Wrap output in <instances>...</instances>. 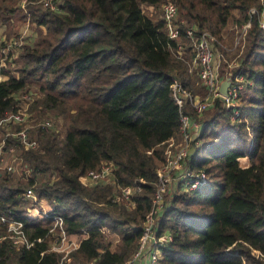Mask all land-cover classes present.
I'll list each match as a JSON object with an SVG mask.
<instances>
[{
  "label": "trees",
  "instance_id": "trees-1",
  "mask_svg": "<svg viewBox=\"0 0 264 264\" xmlns=\"http://www.w3.org/2000/svg\"><path fill=\"white\" fill-rule=\"evenodd\" d=\"M1 1L6 23L15 11L4 2L20 0ZM29 1V23L43 28L45 36L35 46L18 48L17 67L0 68L6 76L0 81V120L17 110L13 95L31 81H43V96L31 110L63 113L67 98L80 95L85 101L69 116L62 139L51 129H31L35 147L22 151L32 168L27 182L12 184L0 176V216L21 223L30 244L15 243L7 231L10 222L2 221L0 264H124L152 207L156 166L167 158L179 130L172 78L194 89L184 61L170 50L184 44V30L195 25L221 47L232 10L244 14L245 22L254 0H173L180 21L176 39L167 37L163 19L154 20L141 8H158L163 0H59L57 10ZM246 32V48L230 80L243 86L239 104L233 108L217 99L204 112L189 160L206 181L174 194L158 218V232L171 233L161 248V264H264V30L256 15ZM13 142L8 138L5 148ZM104 162L116 165L115 195L109 185L87 186L81 180L100 172ZM54 171L56 181L34 188L37 176ZM126 186L135 189L130 209L111 201ZM28 190L52 207L45 219L20 207ZM52 215L62 218L68 235L86 233L63 260L50 249ZM102 229L117 234V250L103 241Z\"/></svg>",
  "mask_w": 264,
  "mask_h": 264
},
{
  "label": "rangeland",
  "instance_id": "rangeland-1",
  "mask_svg": "<svg viewBox=\"0 0 264 264\" xmlns=\"http://www.w3.org/2000/svg\"><path fill=\"white\" fill-rule=\"evenodd\" d=\"M55 1H57V3L60 2L59 0H55ZM166 1L167 0H163L162 4H160L158 8H152V9L146 8L145 6L141 5L142 11L145 14L150 15V17H152V19L154 20L162 19V6ZM1 2L2 1L0 0V4H2ZM29 2H30L29 0H25V1L20 0L16 2V4L14 5L8 4L7 1L4 2V4L12 8L15 12L10 16L9 21H7L6 23H4L0 18V68L5 67L6 69L9 68L11 70L14 67H17L18 64L20 63L19 60L20 50L18 48H20L22 45L25 44L35 46L45 36V30L43 28H39L29 23V16L26 15V11H27L26 5ZM36 2L40 4L42 3L41 0H37ZM260 3L261 0H254L252 7L258 10ZM181 18L185 21L184 17L181 16ZM243 18H244V14H242L239 10H232L231 17L227 20L226 25L223 27L221 31V37H222L221 47L213 46L212 65L218 77V80H220V84L225 80H229V81L231 80L232 69H234L237 66L238 62L240 61L241 55L246 48L247 32L242 31L241 28V25H243L246 22V21L243 22L244 21ZM179 46L180 45L178 44L177 47L179 48ZM170 51L175 59L184 61L187 70L186 72L192 81L191 86L192 88H194L191 89V91L194 90V92L198 94V96H200L202 91L199 88V84H198L199 80L196 73L195 65L191 61V56L189 52L187 50H184V52L181 53V50L177 48L172 49ZM8 61L13 62L15 65L9 64ZM1 78L2 77L0 76V79ZM42 82L43 81H31L30 85H27L26 88L22 89L21 91V92L29 91L35 96V99L31 100V104L29 105L28 104L26 105L25 103L23 104L22 108L23 109L27 108V113L24 116V119H22L24 122L15 124L14 122H12V119H8L7 117H5L4 121L0 120V176L7 178L8 182L12 184H17L18 182H22V183L27 182V180H29V178L32 177V168L27 166L26 162L22 160V151L28 148L35 147V141H34L35 139L33 140L29 135L31 129L38 127H44V129H51L55 131V133L57 134V138L62 139L70 123L69 116L71 114H74L77 110V106L85 101V99L82 98V96L80 95H77L76 97L67 98L65 102L66 104L64 106L65 111L63 113L57 111L40 112L38 110L36 111L31 110V105L34 104L37 100H39L43 96V93L39 89L40 85H43L41 84ZM21 92L19 93L17 92L18 95ZM53 94L56 95L57 92H53ZM18 95L15 97L16 99H19L17 98ZM17 104H18L17 106H21L22 103L17 102ZM203 117H204V112L201 114V116H196V120L198 122L200 131L203 126ZM21 131H23L24 133L23 138L17 137L18 136L17 133ZM8 138L13 139L15 142L11 143V145L8 148H5L6 141L8 140ZM16 141H19L20 144L17 145ZM172 151L173 148L171 150L170 148L166 150L167 157L174 152ZM148 153L150 154L151 151H148ZM162 162H159L157 166ZM187 166H189V161H187ZM101 168L102 169L100 170V172L102 174L96 180H90L89 178H86V176L82 177L81 180L87 186H91L95 183H99L101 185H109L111 186L113 195H115L117 193V189L115 188V182H114L115 178L111 173V171L112 169H116V165L113 162H104L102 163ZM14 175L22 176L21 179L23 178V180L14 181L16 178ZM56 176H57L56 171H54L53 173L46 172L45 174H40L39 176H37L34 188L38 184H40V182L45 180H49L51 182L56 181L57 180ZM178 183L179 180L176 179V181H174L173 184L171 183L169 185L168 192L165 196V201H169L174 194L183 191L178 188ZM131 189L135 190L134 187ZM30 191L32 198L29 200H25V198H23V202L21 203L20 207L25 209L29 215L32 214L33 216L34 215L36 216L42 213L41 214L42 217L41 216L40 217L41 219H45L46 217L49 216V212H51L52 207L48 204V202L45 199H39L35 190H30ZM110 197H112V194ZM111 201L117 204H121V201L119 200L118 197H112ZM3 221H8V220L5 218ZM1 222L2 220H0V223ZM52 224H53V219H52ZM18 227L19 226L14 224V222H10L7 231L9 233H12L10 237H12L15 243H19L20 245H22L23 243L22 241L16 240V237L21 239L19 234H17L18 229L19 230L21 229ZM157 229H159L158 223H157ZM101 231L103 232V241L105 243L110 244L111 250L114 251L117 250L118 245L120 244L119 237L117 236V234L105 229H102ZM164 232L170 233L168 229H165L161 233ZM57 233L58 232L55 230L54 235L58 237ZM82 235L86 236V233H83L81 235H70V236L66 235V238L62 240V242H59V240L56 237L54 244L61 250L60 254L63 256L65 253L70 251L71 243L76 244V241L74 242L73 240L74 239L77 240V238L80 239V236ZM161 256L163 257L162 251H161Z\"/></svg>",
  "mask_w": 264,
  "mask_h": 264
},
{
  "label": "built area",
  "instance_id": "built-area-1",
  "mask_svg": "<svg viewBox=\"0 0 264 264\" xmlns=\"http://www.w3.org/2000/svg\"><path fill=\"white\" fill-rule=\"evenodd\" d=\"M41 2L46 9H58L57 1L55 0H41ZM165 3L162 6V19L166 27L165 32L168 38L176 39L179 34L180 22L177 20V8L173 0H167ZM247 15L246 22L241 25L242 31H247L251 27L252 18L255 15L257 16L259 26L264 30V0H261L258 10L254 7L249 8ZM184 37V44H180L177 49L181 50V53L184 52V50L189 52L191 61L195 65L199 80L198 84L202 93L198 96L194 91L186 88L179 79L176 77L172 78L170 95L179 110L180 125L178 132L180 141L173 147L174 152L172 151L173 153L155 169L156 182L154 184V193L152 196V207L142 224L141 235L138 239L135 252L124 264H161V248L171 241V234L168 232L158 233L157 223L158 218L162 215L166 206L165 196L168 192L169 185L171 183L173 184V182L178 179V188L188 192L197 189L206 181V174L203 171L192 170L187 166V161H189L191 157L193 148L197 147L199 144L198 137L200 128L196 116H201L203 112L212 108L217 99H221L228 106L233 108H236L239 104L238 91L243 87L241 84L230 82L226 94H222L219 90L220 80H218L212 65L213 44L216 43L215 37L208 31L199 30L196 25L186 28L184 30ZM235 80L240 82L242 78L236 77ZM21 91L22 90L18 91V93ZM18 93H15L13 98L17 102H21V106H18L15 112H8L6 114V117L12 119V122L15 124L24 122L22 119H24L27 113V108L23 109V104L29 105L31 104V100L35 99L34 94L29 91L21 92L19 95ZM17 95L19 99L15 98ZM17 135V137L23 138L24 133L21 131L17 133ZM101 174V172L88 173L86 178L96 180ZM132 190L133 189L129 186L123 187L120 189V196H117L126 209L133 207V202L131 201V196L133 194ZM24 198L25 200L32 198L30 190L25 192ZM51 217L53 219V224L51 228L48 229V233L54 238L51 242L50 249L60 253L61 250L54 244L57 237L54 235V231L56 230L58 232L57 239L59 242H62L68 234L64 230L62 218L58 215H52ZM4 219V217L0 216V220L3 221ZM14 224L18 225V228H21V223L14 222ZM17 234H19L22 240L18 237H16V240L22 241L23 244L29 247L30 244L26 241L21 229H18ZM78 245L71 243L70 250L75 249ZM67 253L62 256V260L66 257Z\"/></svg>",
  "mask_w": 264,
  "mask_h": 264
},
{
  "label": "crops",
  "instance_id": "crops-1",
  "mask_svg": "<svg viewBox=\"0 0 264 264\" xmlns=\"http://www.w3.org/2000/svg\"><path fill=\"white\" fill-rule=\"evenodd\" d=\"M149 13V12H148ZM148 16H150V15H148ZM164 30L166 31V27L164 28ZM0 76L2 77L0 80H4V79H6V77L4 76V75H2V74H0ZM180 140V137H179V132L177 133V135L173 138V139H171L170 140V143H169V148H170V150L175 146V144L176 143H178V141ZM16 178H15V180L14 181H17V180H23V178L21 179V177L22 176H18V175H14ZM178 185H179V183H178ZM48 205V204H47ZM29 211V210H28ZM42 214V213H41ZM41 214H38V215H30L31 217H36V218H38V219H41ZM41 216V217H40ZM70 236V235H69ZM86 236H84V235H82V236H80V239H78L77 238V240H73L74 242L76 241V245H78L79 243H80V241L83 239V238H85Z\"/></svg>",
  "mask_w": 264,
  "mask_h": 264
},
{
  "label": "water",
  "instance_id": "water-1",
  "mask_svg": "<svg viewBox=\"0 0 264 264\" xmlns=\"http://www.w3.org/2000/svg\"><path fill=\"white\" fill-rule=\"evenodd\" d=\"M229 83H230L229 80H225V81L221 82L219 90H220V92L222 94H226L227 93V89H228Z\"/></svg>",
  "mask_w": 264,
  "mask_h": 264
}]
</instances>
